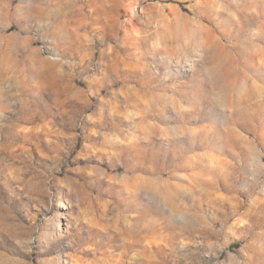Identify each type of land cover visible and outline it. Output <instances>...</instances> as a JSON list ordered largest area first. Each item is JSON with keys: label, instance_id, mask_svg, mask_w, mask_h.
Returning a JSON list of instances; mask_svg holds the SVG:
<instances>
[{"label": "rangeland", "instance_id": "374dc122", "mask_svg": "<svg viewBox=\"0 0 264 264\" xmlns=\"http://www.w3.org/2000/svg\"><path fill=\"white\" fill-rule=\"evenodd\" d=\"M0 264H264V0H0Z\"/></svg>", "mask_w": 264, "mask_h": 264}]
</instances>
